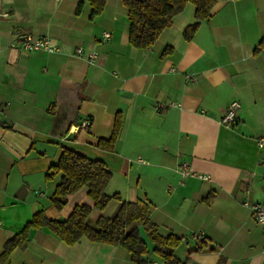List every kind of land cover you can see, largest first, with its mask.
Here are the masks:
<instances>
[{
  "label": "crops",
  "instance_id": "obj_1",
  "mask_svg": "<svg viewBox=\"0 0 264 264\" xmlns=\"http://www.w3.org/2000/svg\"><path fill=\"white\" fill-rule=\"evenodd\" d=\"M90 13L89 0H0V254L40 211L62 220L86 204L93 226L122 202L144 200L158 232L187 244L176 250L187 264H264V230L250 209L264 204V149L255 143L264 137V0L220 2L189 41L187 4L145 50L129 44L121 0H106L94 20ZM22 34L47 36L58 50L23 51ZM234 101L237 122L224 126ZM118 114L113 149L100 148ZM64 148L102 161L111 172L105 192L119 199L100 212L81 188L55 209L59 175H47ZM28 240L9 264H134L121 246L85 238L67 246L46 228Z\"/></svg>",
  "mask_w": 264,
  "mask_h": 264
},
{
  "label": "trees",
  "instance_id": "obj_2",
  "mask_svg": "<svg viewBox=\"0 0 264 264\" xmlns=\"http://www.w3.org/2000/svg\"><path fill=\"white\" fill-rule=\"evenodd\" d=\"M229 1L237 0H121L127 10L129 44L141 50L150 48L162 31L171 26L173 18L182 12L187 4H191L194 7V22L183 32L184 39L189 41L200 23L211 18L214 7L220 2ZM105 3L106 0H89L91 20L102 14ZM80 7L78 5L76 13H79ZM262 47L264 42L259 44L257 51ZM168 51L170 49L164 54ZM120 131L121 116L118 114L111 137L108 140H100L98 146L112 150ZM49 171L47 178L59 175V182L50 196V202L57 210L63 209L67 197L81 188L87 189L88 196L93 201V208L100 212L111 200L119 199L118 194L109 196L105 192L111 172L102 161L89 159L76 151L64 148L58 162L52 165ZM91 210L86 204L76 205L69 216L62 220H51L43 211L36 213L19 233L5 242L0 254V264H9L10 255L14 250L27 247L31 230L43 228L48 229L67 246H72L83 238L108 246H121L129 252L134 264H147L151 254L158 256L166 264H187V261L180 260L176 255L182 238L174 235L163 236L158 232L157 226L149 218V206L146 201L122 202L113 217L100 216L93 226L88 224Z\"/></svg>",
  "mask_w": 264,
  "mask_h": 264
},
{
  "label": "built area",
  "instance_id": "obj_3",
  "mask_svg": "<svg viewBox=\"0 0 264 264\" xmlns=\"http://www.w3.org/2000/svg\"><path fill=\"white\" fill-rule=\"evenodd\" d=\"M105 38L109 37V34H104ZM21 50L29 52V53H37V52H46V53H54L58 50L57 46L50 40L47 36H34L32 34H22L18 36V40L15 43ZM82 48H77L76 54L82 55ZM97 58L96 52H89L87 54V59L89 62H94ZM191 78V76H187ZM159 107L162 105H158ZM240 105L238 102L234 101L230 103L227 108V111L221 117L220 123L224 126H232L237 122L236 112L239 109ZM90 126V121L85 120L81 123L80 127L88 128ZM256 146L259 149H264V137H258L255 139ZM143 162L142 160L138 159ZM181 174L183 176H194L195 173L188 170L185 166H182ZM202 179H207L205 176H201ZM250 209L252 212V217L254 222L264 230V204L255 203L250 205ZM193 238L196 242L200 243L205 241L202 236V233L193 234ZM148 264H166L164 261H151Z\"/></svg>",
  "mask_w": 264,
  "mask_h": 264
},
{
  "label": "rangeland",
  "instance_id": "obj_4",
  "mask_svg": "<svg viewBox=\"0 0 264 264\" xmlns=\"http://www.w3.org/2000/svg\"><path fill=\"white\" fill-rule=\"evenodd\" d=\"M189 244H191V243H189ZM187 246V244L186 243H183L182 245H181V247H180V249L178 250V252L181 250V248H185ZM191 246V245H190Z\"/></svg>",
  "mask_w": 264,
  "mask_h": 264
}]
</instances>
